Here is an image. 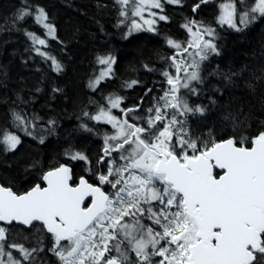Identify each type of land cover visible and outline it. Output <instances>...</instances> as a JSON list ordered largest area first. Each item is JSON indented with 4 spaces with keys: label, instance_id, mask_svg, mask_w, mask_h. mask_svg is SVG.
<instances>
[{
    "label": "trees",
    "instance_id": "trees-1",
    "mask_svg": "<svg viewBox=\"0 0 264 264\" xmlns=\"http://www.w3.org/2000/svg\"><path fill=\"white\" fill-rule=\"evenodd\" d=\"M218 1L181 0L165 10L169 19L154 30L128 35L130 14L120 13L113 0H0V184L22 193L40 182L45 169L61 163L72 166L74 180L88 178L87 163L96 159L106 131L93 115L106 93L123 95L126 106L137 102L140 118H146L160 101L156 87L172 68L166 40L185 34L186 22L197 23L199 14L206 16L203 23L211 20ZM38 8L57 38L36 49L31 36L39 33ZM215 46L216 56L185 93L188 111L171 129L168 144L175 153L186 145L196 153L228 138L249 147L264 132V14L221 33ZM104 57L115 59L114 76L91 88ZM130 81L134 87H125ZM162 128L148 126L141 139L158 140ZM11 132L19 140L13 152L3 143ZM31 229L11 226L0 237L1 252L16 244L23 250L12 256L29 258L19 264H59L47 234ZM253 264H264V233Z\"/></svg>",
    "mask_w": 264,
    "mask_h": 264
},
{
    "label": "water",
    "instance_id": "water-1",
    "mask_svg": "<svg viewBox=\"0 0 264 264\" xmlns=\"http://www.w3.org/2000/svg\"><path fill=\"white\" fill-rule=\"evenodd\" d=\"M213 166L224 171L218 178L212 177ZM154 171L182 196L186 214L197 226L198 241L186 264L254 262L264 232V132L249 148L235 146L230 138L185 164L160 155ZM71 180V168L61 164L44 173L42 188L36 185L16 195L0 184V223L28 227L36 221L59 240L74 237L105 210L107 195L84 177L74 186ZM88 198L91 203L83 208Z\"/></svg>",
    "mask_w": 264,
    "mask_h": 264
},
{
    "label": "rangeland",
    "instance_id": "rangeland-1",
    "mask_svg": "<svg viewBox=\"0 0 264 264\" xmlns=\"http://www.w3.org/2000/svg\"><path fill=\"white\" fill-rule=\"evenodd\" d=\"M113 1L119 6L120 13L121 11L123 12L126 10L130 14L128 35L141 31H152L157 24L166 22L169 19V16L165 11L168 7L180 6L182 3L181 0ZM263 14L264 0H219L216 4V13L213 15L212 19L198 26V29L201 30L205 36V38L199 39V48L195 50H187L186 55L177 57V63L181 69L182 75L183 73H188L189 75L192 71L191 75L195 77L198 67L197 63L204 58L207 60L211 55L216 53L217 49L215 47V40L221 35V33L253 24L258 21ZM203 17L206 18V16ZM34 21L39 28V33L35 31L34 34H32V44L36 49L46 47L51 40L57 38L55 26L47 20L45 11L40 8L34 12ZM184 31L187 40H184L185 43H197V30H195L192 25H184ZM180 43H183V41L181 40L178 42L174 36H171L166 40V44L171 48H176L175 50L180 46ZM100 63H102V66L93 78L91 82L92 86H97L100 82L108 78L109 68L113 63L112 57H104L100 60ZM170 79H173V77ZM120 83V81H116V85L114 86L117 87ZM178 90L179 88H168L163 92L160 102L161 105L155 110L154 116L150 120L151 123L157 119L165 117V114L161 112V108H166L168 110L174 109L175 106L178 108V105L175 102ZM109 106L113 108L115 107L112 99L108 101V107ZM100 111L101 110L97 111L93 115V119H96L95 121L97 123L109 125L112 128L113 126L119 127V129L115 128L116 133L107 136V144H113V146H115V144L123 138L115 142L112 140L121 138L125 132V128L122 125L120 126L117 118L114 114H111L109 110L103 109L101 112ZM108 114H110L111 117H109ZM159 135L161 136L158 139L159 141L153 143L154 148L167 155L173 153L167 143V130L164 129ZM18 142V137L12 134V132L6 135L5 139H3L5 147L10 151H12L13 148H16ZM125 149L126 151L128 150V153L132 158L131 160L125 161L124 157L120 156L119 159L123 162H120L118 168H114V161L109 162L107 165V177L110 175H117L118 179L121 181L113 180V182H111L113 194L105 215L92 227H89L85 232L77 235L72 241L68 242V244L57 246L55 253L58 256V259H60L61 264H99L101 256L105 253L106 245L113 244V242L117 240V236L109 231L110 227H112L111 224H116L122 216H129L130 213L137 208V199L142 195V190L146 183L154 184V186H150L152 192L151 195L156 198V200H161L160 204H164L167 209H169V206H174L175 204L174 207L177 208L180 220L188 231L186 238L187 242H190L191 244L195 241V229L193 228V223L181 212L183 210L178 197L173 193L165 180L163 181L161 177L154 176L152 173L150 167L156 163V158L147 153L142 154L143 149L138 146L134 147L133 143H130V148ZM187 150L188 148L185 147L179 151L183 160L185 159L184 157L187 156L185 155ZM176 224L179 223L175 219H172L168 224L162 227V230L157 234L158 245L152 250L146 247V245L152 246L151 242L147 240V238L151 237L150 230H146L147 228L144 227L143 223L136 218H128L126 220L124 223L127 234L126 243L128 245L131 242V232H134L136 234V242L138 246L132 247L139 250V252L136 251L135 254L138 256L137 261L140 264H151L152 260L148 262L150 256L153 258L159 257V260H154L153 264H164V260H167V264H183L185 262L187 255L186 244L178 243L176 237L175 241L173 239L170 240L174 245L173 250L169 254H166L165 250L161 248L162 240H167L169 238V235H171L169 230L171 231ZM0 231L8 233V228H4L3 231V228L0 227ZM139 235H142L141 238ZM12 247L18 249V246L16 245H10L9 249H15ZM2 249L3 248H1V250ZM1 250L0 264H19L17 261L9 258V253L5 254L4 250L3 252H1ZM155 261H157V263H155Z\"/></svg>",
    "mask_w": 264,
    "mask_h": 264
},
{
    "label": "flooded vegetation",
    "instance_id": "flooded-vegetation-1",
    "mask_svg": "<svg viewBox=\"0 0 264 264\" xmlns=\"http://www.w3.org/2000/svg\"><path fill=\"white\" fill-rule=\"evenodd\" d=\"M191 48H194V47H191ZM164 82L166 83V81H164ZM157 88H158V86H157ZM133 102L135 103V101H133ZM118 103H119L118 107H117V109H115V115L117 117H119L120 119H122V117L125 113L124 117L129 121V115L133 114V113L135 114L138 110V106L136 105L137 102L135 103V105L126 106L128 104V99L124 98L123 95H121V99L119 100ZM129 124H131V125L126 124L128 131L126 132V129H125V132L122 135V137H123L122 141L119 144H116L114 148H111V149L107 148L108 149L107 150L108 156H107L105 162H103V163L99 162L100 157L103 156L102 150L104 148H101V149L98 148L97 152L99 153V156L97 154L96 156H98V157L95 160V162H90L89 171H88L89 177L87 178V180L93 186H100L102 188V190L108 195L109 200L112 199L111 197L113 194L111 192L112 191V188H111L112 183L111 182H113V180H117V181H121V180L118 179L117 175H110L109 177H107L106 174H107L108 163L111 162L112 160L114 161V159L118 160L120 156L124 157V159H126V158L128 159V157L130 155L128 153V150L126 151L125 148H130V143H133L134 147L138 146L139 148H143L144 150H146L148 152H150V150H151V148L148 145H146L145 143H143L140 140V138L138 136L139 131H138V133H135V134L133 133V135H131V133L134 130L133 126H135L136 128H138V126L136 124L130 122V121H129ZM172 155L176 156L181 162H184V160L190 156V154L188 156H185L184 157L185 159L183 160V158L180 157V154H172ZM51 168H53V167L50 166L49 168L45 169L42 172V175L44 174V172H46L47 170H49ZM42 175L40 176V182H39L40 186H43ZM76 180L77 179H75V181ZM76 182L74 184H76ZM146 187L150 188L148 186H146ZM173 193L178 197L179 202L182 206V210H183L181 212L186 217L185 210H184L183 204H182V199L174 191H173ZM151 194H152L151 189L149 191H148V189H144V192L142 191V195L139 197V199H137L138 200L137 208L134 209V211H133L134 213L131 212L129 215L133 218H136L138 221H141L143 223L144 227L147 228L146 230H148V229L150 230L151 237L147 238V240L151 242L152 246L146 245V247L153 250L154 247H156L158 245V242H157L158 232H160L162 230V227H164L166 224H168L172 219H175L179 224H176L175 226H173L171 231L169 230V233H171V235H169V238L167 240H165V239L162 240L161 248H163L165 250L166 254H169L173 250V245H174L173 242H170V240L173 239L175 241V239L177 238L176 241L178 243H185L186 244V249L189 253L190 242H187V239H186L188 231L185 229L183 222L180 220V216H179V213L177 211V208L174 206H169L168 207L169 209H167L164 204H160L159 200L158 199L156 200V198H154ZM90 201H91V198H90ZM103 216H104V214L99 215L95 219V221L92 223V225H90V227H92L93 224L95 222H97L99 219H101ZM127 217H128V215L122 216V218L119 220V222H117L116 224L115 223L111 224L112 227H110V229H109L110 232H113L115 234V236H117V240H120V241H118V243H119V247H120L122 253H124L128 248H131L130 246H125L127 244L126 243L127 234L125 231L124 223L126 222ZM30 228L28 227L26 229L25 228H21V229L28 230ZM194 229L196 230L195 227H194ZM141 236L142 235H139L140 238H141ZM49 237L53 239V237L51 235H49ZM117 240H115V243ZM112 241H114V240H112ZM136 241H137L136 234L134 232H131V242L128 245L137 247L138 244ZM122 242L125 244H123ZM113 244L106 245L105 253L103 254V256H101V260H100L99 264H105L107 261H110V259H116V257L114 256L116 254L115 253L116 249L112 248ZM188 253L186 255L185 262L187 261ZM27 259L29 261V258H25L24 260H27ZM157 259L159 260V257L152 258L153 263H154V260H157ZM163 262H164V264H167V260H164ZM155 263H157V261H155Z\"/></svg>",
    "mask_w": 264,
    "mask_h": 264
},
{
    "label": "bare ground",
    "instance_id": "bare-ground-1",
    "mask_svg": "<svg viewBox=\"0 0 264 264\" xmlns=\"http://www.w3.org/2000/svg\"><path fill=\"white\" fill-rule=\"evenodd\" d=\"M212 19V18H211Z\"/></svg>",
    "mask_w": 264,
    "mask_h": 264
}]
</instances>
